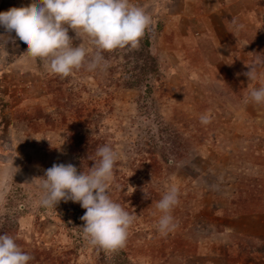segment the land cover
Here are the masks:
<instances>
[{
	"label": "rangeland",
	"instance_id": "rangeland-1",
	"mask_svg": "<svg viewBox=\"0 0 264 264\" xmlns=\"http://www.w3.org/2000/svg\"><path fill=\"white\" fill-rule=\"evenodd\" d=\"M31 3L0 0V12ZM130 3L154 22L138 46L103 51L107 69L88 71L96 49L69 28L86 59L68 77L52 74L0 26V36L15 40L0 67V234L7 222L24 240L21 249L51 250L60 264H147L145 253L122 259L89 244L79 203H38L41 177L54 163L90 171L100 158L86 139L97 138L120 157L110 197L136 193L129 204L139 201L146 214L133 240L162 236L156 203L174 184L177 227L166 238L181 248L171 250L169 264H264V103H245L264 86V0ZM256 63L250 80L244 73ZM203 114L210 123L201 124Z\"/></svg>",
	"mask_w": 264,
	"mask_h": 264
},
{
	"label": "clouds",
	"instance_id": "clouds-1",
	"mask_svg": "<svg viewBox=\"0 0 264 264\" xmlns=\"http://www.w3.org/2000/svg\"><path fill=\"white\" fill-rule=\"evenodd\" d=\"M0 26L7 33H15L27 45L26 53L39 58L52 74L68 77L73 70L85 66L86 49L73 46L69 28L77 37L87 36L96 52L87 62L86 70L107 69L103 51L131 46L137 47L146 31L154 26L150 15L130 3V0H32L26 7H12L0 12ZM11 37L0 36V67L6 66V45ZM259 63L248 65L244 73L255 79ZM264 103V86L253 88L245 97V103ZM201 124L211 122L209 114L200 116ZM90 171L78 174L71 163L53 164L45 171L40 184L42 207H55L62 200L79 203L85 214L81 227L83 238L93 246L115 250L125 246L128 230L135 215L113 201L109 195L114 168L120 159L116 150L108 145L98 147ZM179 189L169 185L156 203L161 213L157 228L162 235L173 231L177 225L171 210L179 203ZM32 257L22 251L14 238L0 235V264H28Z\"/></svg>",
	"mask_w": 264,
	"mask_h": 264
},
{
	"label": "trees",
	"instance_id": "trees-1",
	"mask_svg": "<svg viewBox=\"0 0 264 264\" xmlns=\"http://www.w3.org/2000/svg\"><path fill=\"white\" fill-rule=\"evenodd\" d=\"M148 41V40H147ZM150 42H147V45H149ZM81 115V114H80ZM73 135V139L75 141V139H78L81 143H83L84 145H86L83 142V139H80L81 135H79L78 133H72ZM86 143L88 146L92 147L91 152H93L94 154V158L99 159V157L96 156V151L98 149V147L104 146L106 145V142L102 139H97L95 138V140L93 138H88L86 139ZM86 145V146H87ZM85 146V147H86ZM138 199V194L130 192L127 196H126V200L124 201H117V203L121 204L122 207H124V209L130 213H133L135 215V220L134 223L131 225V227L128 230V237H127V241L124 247L122 248H118L114 250V252L116 251V253H121L122 254V259L124 257H129L130 252H142L145 253L146 257L148 258L147 260H145L147 262V264H169V258L172 257V253L171 250L176 251V249H180L181 248V244H175V246L173 244H171L172 242L170 240H168L165 236H159L157 238H155L154 240H143V242H138L137 240H133L135 233L136 235L140 236L139 234H137L138 230L141 228V225L138 221L140 216L146 215V214H141V209L139 208L141 204H139V201L134 202V205L129 204L130 201H135ZM129 200V201H128ZM126 202V203H125ZM248 204L246 203V206ZM155 225H157V221H153ZM8 234L11 237L14 238L15 242L18 244L19 247H23L24 245V240L22 239H18L19 238V232L18 229H16V227L14 226H10L8 225L7 222L4 223V225L1 227V234ZM171 246V247H170ZM22 251H24L25 253L29 254L32 259L28 262V264H37V263H41L40 260H44L46 259L47 263L49 262V264H56L57 262H59L61 260V258H54V256H52L51 250L43 252V253H39L37 252L36 254L32 251H28L25 249H22ZM130 251V252H129ZM45 256V257H43ZM63 263L61 264H67L65 261L62 260ZM126 262V261H124ZM60 264V262H59Z\"/></svg>",
	"mask_w": 264,
	"mask_h": 264
}]
</instances>
